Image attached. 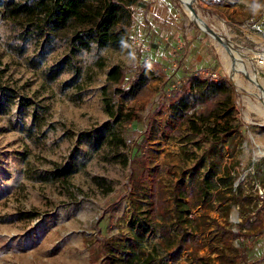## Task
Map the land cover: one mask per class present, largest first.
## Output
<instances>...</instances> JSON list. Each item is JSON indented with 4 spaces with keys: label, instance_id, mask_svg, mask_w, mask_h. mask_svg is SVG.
Returning <instances> with one entry per match:
<instances>
[{
    "label": "rangeland",
    "instance_id": "rangeland-1",
    "mask_svg": "<svg viewBox=\"0 0 264 264\" xmlns=\"http://www.w3.org/2000/svg\"><path fill=\"white\" fill-rule=\"evenodd\" d=\"M190 5L214 34L201 30L181 0H138L130 7L127 43L92 45L72 56L64 42L22 38L0 16V264H106L105 250L113 242L124 243L123 255L131 244L167 264H190V250L164 244L148 194L155 178L171 200L187 185L185 175L205 167L208 161L199 158L209 143L191 136L189 126L209 124L215 102L227 94L239 128L217 152L222 165L232 166L235 185L254 197L256 208L261 205L264 63L258 60L264 59V0ZM236 62L241 70H233ZM113 66L125 72L121 86L108 80ZM207 73L216 74L214 83L224 81L228 92L201 105L194 91L183 101L187 110L169 100L170 90L189 76L204 80ZM104 98L113 115L105 111ZM130 114L135 120L127 122ZM54 164L66 170L65 183L54 179ZM214 204L213 210H191L197 222L207 221L199 229L181 224L185 233L198 232L204 244L197 252L205 259L200 264H227L218 251L231 252L216 225L237 232L238 223L246 215L253 220L256 211L230 206L223 216V205ZM246 248L249 261L264 264V232Z\"/></svg>",
    "mask_w": 264,
    "mask_h": 264
},
{
    "label": "trees",
    "instance_id": "trees-1",
    "mask_svg": "<svg viewBox=\"0 0 264 264\" xmlns=\"http://www.w3.org/2000/svg\"><path fill=\"white\" fill-rule=\"evenodd\" d=\"M138 0H4L0 2V16L12 27L21 30V37H33L37 42L50 44L52 42H64L72 55L79 50H89L92 45L99 47L119 46L127 43L132 26L131 5ZM140 75H137L138 78ZM125 79V72L118 66H113L108 72V80H114L121 86ZM225 82L214 83L211 78L200 80L195 76H189L186 81L180 83L169 92V100L172 103L184 104V99L192 92H198L197 103L201 105L212 104L216 97L228 92ZM105 111L113 115L111 104L104 98ZM215 108L211 111V122H191L190 135L199 137L209 143L208 148L202 153L199 161H208L202 170L190 171L186 176L187 185L178 195L172 194L168 198L169 191L163 190L160 183L153 178L152 187L148 197L150 199V214H157L160 222L156 229L161 235L164 244L174 247L179 251L190 250L191 263L200 264L205 259L197 256V252L204 247L198 243V232L185 233L181 224H190L199 229L205 225V219L196 221L191 210L201 208L204 211L215 209V202L223 205L221 214L227 215L230 206H237L240 213L252 212L256 203L251 194H244L235 185V176L232 166L222 165L223 154L217 152L218 145L233 133L239 126L232 123V100L229 94L222 100L215 102ZM188 109L187 104L183 105ZM135 120L133 114L126 115V121ZM151 127V122L146 124L143 139ZM144 140L134 144L139 148ZM142 143V144H141ZM214 156L213 160L210 157ZM155 176V174H152ZM53 177L60 183L67 181V173L63 166L54 164ZM261 205L256 208L254 218L246 215L238 223V231H227L217 226L224 247L231 253L218 251L219 258L227 264H254L249 261L245 250L247 243L254 244L264 232V194L259 196ZM202 217V215H200ZM174 221L176 231L169 230L170 222ZM215 223V220H211ZM139 225L142 223L139 221ZM233 240H238L239 247L233 246ZM109 245V246H108ZM106 247V264H167L164 259H157L154 252H145L141 247L129 244L130 253L123 255L124 243H110ZM190 263V264H191ZM172 264H177L173 259Z\"/></svg>",
    "mask_w": 264,
    "mask_h": 264
},
{
    "label": "bare ground",
    "instance_id": "bare-ground-1",
    "mask_svg": "<svg viewBox=\"0 0 264 264\" xmlns=\"http://www.w3.org/2000/svg\"><path fill=\"white\" fill-rule=\"evenodd\" d=\"M181 4H182L184 10L187 12V14H188L189 16H191L192 12H191L190 9L188 8V5H190V0H181ZM199 24H200V26H202L203 29H205V25H204L202 22H199ZM223 40H224V39H223ZM224 45H225V48H226L227 51L232 52L231 47L228 45L227 42H225ZM233 54H234V53H233ZM230 60H231V59H230ZM236 63H237V62H236ZM229 64H230V63H229ZM233 65H234V64H233ZM241 69H242V68H241L240 66H238V63L235 64V66L233 67V70H234V71H236V70H241ZM244 72H245V71H244ZM245 74H247L249 77H251V78L253 79V77H252L250 74H248L247 72H246ZM248 76H247V77H248Z\"/></svg>",
    "mask_w": 264,
    "mask_h": 264
},
{
    "label": "water",
    "instance_id": "water-1",
    "mask_svg": "<svg viewBox=\"0 0 264 264\" xmlns=\"http://www.w3.org/2000/svg\"><path fill=\"white\" fill-rule=\"evenodd\" d=\"M188 8L190 9V11L192 12V14L198 19V20H200L204 25H205V29H201V27H199L202 31H204L205 33H207V34H214V32L210 29V28H208V26L205 24V22L202 20V19H200L199 17H198V15L194 12V10L192 9V7H191V5H188ZM218 40L221 42V40L218 38Z\"/></svg>",
    "mask_w": 264,
    "mask_h": 264
},
{
    "label": "built area",
    "instance_id": "built-area-1",
    "mask_svg": "<svg viewBox=\"0 0 264 264\" xmlns=\"http://www.w3.org/2000/svg\"><path fill=\"white\" fill-rule=\"evenodd\" d=\"M263 63H264V59H259L258 60V64H263ZM206 75H207V77H210L211 79L216 77L215 73H207Z\"/></svg>",
    "mask_w": 264,
    "mask_h": 264
}]
</instances>
